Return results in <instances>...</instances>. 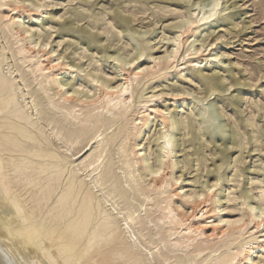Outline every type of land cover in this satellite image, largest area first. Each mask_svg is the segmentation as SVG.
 <instances>
[{"label": "bare ground", "instance_id": "6f19581e", "mask_svg": "<svg viewBox=\"0 0 264 264\" xmlns=\"http://www.w3.org/2000/svg\"><path fill=\"white\" fill-rule=\"evenodd\" d=\"M9 1L0 0V264H258L260 259L252 256L264 251V244L260 245L264 243V221L254 232L256 226L248 230L242 217H217L218 213L210 212L219 209L213 187L203 183L201 188L184 191L178 184L182 175H174L178 164L174 159L175 129L181 126L186 134L194 131L197 137L199 125L189 114L147 104L157 95L143 93V79L151 74V66L137 65L132 68L137 71L125 76L124 66L139 61L144 52L124 60L119 79L102 78L100 68L90 64L94 74L84 80L76 73L84 68L63 63L60 55L52 58L55 50L41 57L50 38L49 33H41L42 11L25 15ZM19 2L41 7L39 0ZM217 4V0H209L205 5L211 11ZM198 13L195 8L180 13L181 27ZM201 13L207 14L206 10ZM26 18L31 20L28 25ZM76 18L78 22L83 16ZM208 21L192 26L191 36ZM189 48L192 59L179 73L201 66V47L191 43ZM175 52L174 47L162 58L167 62ZM173 64L161 65V69ZM67 74L71 80L65 78ZM80 88L86 89L84 96L79 95ZM208 90L210 98L215 88L209 86ZM204 108L197 111L202 122ZM155 119L160 124L154 129L151 146L152 139L145 135L152 132ZM238 132L232 138L236 146L244 138ZM257 137L256 133L251 136L255 141ZM186 157L181 163L184 168L192 164ZM201 159L196 157V168ZM262 197L257 206L247 204L251 221L263 216ZM196 203L201 205L191 220L201 227L194 234L196 230L190 229L195 224L182 227L181 218ZM216 228L223 231L219 238L206 233Z\"/></svg>", "mask_w": 264, "mask_h": 264}, {"label": "rangeland", "instance_id": "374dc122", "mask_svg": "<svg viewBox=\"0 0 264 264\" xmlns=\"http://www.w3.org/2000/svg\"><path fill=\"white\" fill-rule=\"evenodd\" d=\"M19 1L14 3L10 0L8 4L25 15L29 11L36 13L42 11L40 21L44 25L41 33H49L50 38L41 57L47 56L49 50H55L56 52L50 54L52 58L60 55L62 58L59 60L63 63L84 68L82 71H76L84 80L90 79L89 76L94 74L93 68L96 66L100 68L98 75L102 78L112 81L119 79L122 77L120 74L124 60H132L143 51L144 55L139 61L134 60L131 65L124 66L125 76L137 71L132 70L137 65L151 66L150 70L148 69L151 74L143 79V93L145 96L153 93L157 95L147 104L160 110L169 109L183 115L189 114V119H192L195 125H199V130H196L197 137H194V131H189L187 135L181 126L175 129L178 143L175 144L174 159L178 164L174 168V175L183 176L178 184L183 185L184 191L201 188L203 183L210 186V189L213 187L211 193H216L213 199L219 209L216 210L217 212L210 210L211 213H218L217 217L233 219L242 217V224L247 226L248 230L256 226L254 232L262 228L259 227V222L263 223L264 213H261L263 216L260 214L262 217L259 219L255 218L256 221H251L247 204L257 206L258 197L264 196V0H217L219 4L211 11L208 10L209 6L205 5L209 0H39L37 4L41 7L38 8ZM194 8L199 13L192 17L189 25L181 27V15L188 14ZM202 10H206L205 16H202ZM79 15L83 18L77 22L76 16ZM205 19L209 20L208 23L192 37L191 28ZM30 21V18H26L25 25ZM24 43L26 44L27 40ZM191 43L196 48L201 47L199 51L201 56L198 59L201 61V66L196 70L197 72L186 69L179 73V70L188 64L186 61L192 59L189 48ZM174 47L176 48L174 56L166 62L162 57ZM149 55L154 58H150ZM114 57L121 58L116 60L113 59ZM170 62L174 63V67L161 69V65ZM65 78L71 80L69 74L65 75ZM209 86L215 88L210 98ZM85 90L80 88L79 95L84 96ZM90 93L88 95H92ZM99 94L97 92L96 95ZM203 107H205L204 116L202 115L205 118L204 122L197 115V111ZM189 111L192 112L193 118ZM250 120L252 124H249ZM154 124L151 135H145L146 138L152 139L151 146L154 145L153 139L156 138L154 129L156 130L160 121L155 119ZM239 130L243 134L238 133L244 138L242 136L241 145L236 146L232 144V138L234 131ZM255 133L258 135L257 142L251 138ZM244 142L246 145L243 144ZM194 151L196 153H193ZM185 156L189 162L192 161V164L189 163L191 167L186 165L184 168L181 164ZM197 156L202 158L201 168L199 166L196 168L194 165ZM235 159L236 168L233 167ZM231 169L237 170L235 175L238 179ZM207 180L212 183L209 184ZM215 198L219 201L216 202ZM200 205L196 203L193 208L187 207L186 215L181 218L184 225L182 227L195 224L190 229L196 230L194 234L199 232L201 226L191 219ZM222 232L220 228L206 230L208 235L216 239ZM262 232L264 234V230ZM248 246L251 247L253 244ZM252 258L256 261L260 259L258 264H264V251L254 253Z\"/></svg>", "mask_w": 264, "mask_h": 264}]
</instances>
